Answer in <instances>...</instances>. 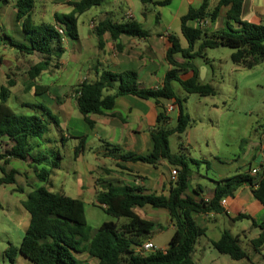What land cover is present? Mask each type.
<instances>
[{
  "label": "trees",
  "instance_id": "16d2710c",
  "mask_svg": "<svg viewBox=\"0 0 264 264\" xmlns=\"http://www.w3.org/2000/svg\"><path fill=\"white\" fill-rule=\"evenodd\" d=\"M142 4L166 6L172 0L153 1L140 0ZM208 1L202 0L196 9L189 8L180 17V33L187 43L183 48L180 40L174 35L167 37L168 47L164 59L169 70L165 73L162 84L156 89L142 88L138 85L137 73L126 70L120 73L102 71L92 81H82L73 90L75 106L83 121L89 126L93 122L90 115H103L110 112L116 98L132 95L143 100H151L161 110L165 103H172L178 109L176 125L167 128L168 117L162 111L156 118V128L151 132V151L147 155L124 153L119 156L121 161L140 162L155 165L165 161L177 178L171 184L168 195L143 194L138 187H115L106 185L96 196V205L112 218H126L127 222L117 225L115 222L102 223L94 233L87 225L82 201L50 192L44 186H39L29 193L21 206L29 216L28 227L25 230L18 247L9 244L5 253L10 264H14L17 254H20L32 264H83L78 254H87L95 259L97 264H192L191 255L198 238L205 236V230L199 227L193 214L223 213L219 204L222 198H233L241 188L248 189L251 197L264 210V166L260 172L251 176L249 171L233 175L214 182L212 197L208 200L197 198L199 192L187 194L191 172L183 156L171 155L168 148V137L172 134H182L191 124L190 117L183 111V100L178 98L173 90L177 83L186 94H196L201 97L214 95L213 88L201 82L199 69L191 63L195 56H202L204 49L219 46L234 49L230 61L246 69H252L264 61V24L249 23L241 20L244 0H217L209 13ZM2 2H7L2 0ZM104 0H77L69 2L71 11L67 14L53 15L51 24L33 23L31 13L35 0H16L14 21L19 24L24 42H13L9 45L21 56L38 55L42 60L33 65L28 74L35 80L46 70L51 61L57 67L63 54V39L76 40L77 18L92 7L100 6ZM222 8H225L224 30L207 35L199 26L192 23L214 21ZM94 34L98 39V47L103 46L102 37L108 33L112 40L120 35L135 38H146L148 33L140 28L136 21L113 23L102 20L95 24ZM62 31V34L58 32ZM6 37V36H5ZM201 40L194 52V44ZM176 56L182 58L177 61ZM186 73L191 75L183 78ZM13 84L8 81V87L0 88V187L15 184V170L5 171L4 166L12 160H18L29 165L34 164L35 178L45 183L51 169L60 167L62 157L56 153L51 160L43 152L33 146L35 141H42L44 135L52 128H59L57 118L43 104H32L27 107L32 113L16 114L7 105L8 88ZM35 95L47 92V86L31 85ZM113 91L112 94H104ZM264 133V125L261 127ZM81 141L74 149V157L81 151ZM38 147V146H37ZM114 147L112 151H118ZM36 166H42L38 169ZM22 192L20 189H15ZM150 206L165 210L173 227L172 235L163 250L139 254L135 251L146 240L155 224L152 221L139 219L130 212L132 207ZM1 207V206H0ZM248 218L238 215L234 220ZM252 225L255 226L254 222ZM260 232L250 241L254 252H259L264 246V221L256 225ZM213 249L227 255L232 260L248 259L242 249L238 237L224 230L217 241H212Z\"/></svg>",
  "mask_w": 264,
  "mask_h": 264
},
{
  "label": "rangeland",
  "instance_id": "374dc122",
  "mask_svg": "<svg viewBox=\"0 0 264 264\" xmlns=\"http://www.w3.org/2000/svg\"><path fill=\"white\" fill-rule=\"evenodd\" d=\"M7 4H3L0 0V57H7L4 61L0 62V69L3 72V76L0 75V88L8 87V81L13 83L12 97L16 100L18 96L25 97L30 100L31 87L34 82L41 86L51 88L53 95L59 93L57 91L58 86L65 84V80L68 82H74V76L77 74L75 67H69L66 76L64 73L60 74V63H57V67H54V62L51 61L48 68L42 71L35 80L29 78L30 68L40 61L38 55L23 57L19 53L11 48L9 45V39L13 42H24L21 37V29L19 25L14 21L15 4L14 0H6ZM52 1V0H51ZM163 1V0H155ZM255 5L264 9V0H254ZM69 1L66 0H53L54 8L61 12L66 11V5ZM111 0H105L102 3V7L106 8ZM217 0L208 1L207 11L210 13L215 7ZM139 3L137 6L139 7ZM199 5L194 4L193 7ZM53 5L49 4L47 0H37L31 13V18L34 24H51V8ZM98 8H92L87 14L82 16L80 20H83L85 25L90 21L92 17L98 16ZM174 10V5L166 6H152L147 14L145 23H138L140 28L145 30L148 34L161 32L163 27H167L171 20V13ZM136 11V10H135ZM224 10L218 15L214 21H210L208 18L200 26L207 35H211L217 31L224 30L225 17ZM65 14V13H58ZM136 14V13H135ZM247 12H244V16H248ZM138 19V15H135ZM155 17L159 19L155 21ZM247 22L255 24H264V16L260 19L253 18L252 15L247 17ZM196 23H192L195 26ZM168 33L174 34L181 43L183 48L187 47V43L180 33L179 23H171L169 25ZM6 36V37H5ZM201 40H198L194 44L193 51L198 48ZM5 46V47H4ZM235 50L227 47L219 46L213 49H204L202 56H195L191 59V63L198 67H205L207 70V77L201 82L209 84L213 90L214 95L201 97L196 94H186L182 88L173 83V90L176 96L183 100V111L191 119L190 126L182 134H172L168 137V148L173 156H183L187 162L191 175L194 177L189 180V185L195 186L200 184L202 192L205 194L206 188H210V180L214 177L213 171L215 167H223L224 164H218V161L224 162L225 167L233 175L234 169L237 174L247 171L249 163H246L243 155V149L249 141L254 140L258 131H262L261 126L264 125V61L252 69H246L240 65H235L230 61V55ZM93 52L88 51L85 53L87 57L93 56ZM19 56V57H17ZM177 61L182 62V58L176 56ZM2 60V59H1ZM94 62V61H93ZM88 66V64H84ZM206 75V71H205ZM5 76V77H4ZM72 78L70 81L67 78ZM68 84V83H67ZM36 85V84H35ZM77 86V85H76ZM73 87L69 88V91ZM66 96H62L64 100ZM42 101H37V103ZM16 114L28 115L32 113L31 110L24 109L22 113L19 110L14 109L8 105ZM52 114L60 120V117L54 110H51ZM176 112H173L167 128H173L176 125ZM67 130L68 133L76 130L77 132L88 135L87 143L95 146L101 145L95 137V133L91 132L82 120L77 119ZM67 133L59 128H52L49 133L44 135L42 141H35L33 146H36V150L43 152L51 160H54L56 153H60L62 162L58 169H51L50 175L45 183L39 182L35 178L33 172L34 164L29 165L18 160H12L9 163V168L14 169L17 174L15 175V189H20L22 192H17L14 189L12 195L9 192H3V196L6 197L8 203L13 204L18 201L26 199L27 195L39 186L46 187L47 190L54 193H65V195L79 199L77 194V174L83 173L85 170L84 162L76 163L74 160V145L66 137ZM241 142H243L241 144ZM38 146V147H37ZM74 148V149H73ZM100 149V148H98ZM89 164L93 162L91 155H88ZM217 159L216 161L214 159ZM244 159V161H243ZM1 165V162H0ZM250 165L257 166V163L250 161ZM6 165L4 166L5 171ZM40 169L42 166H36ZM232 168V171L230 170ZM208 168V169H207ZM198 174V176L196 175ZM231 176H228L229 178ZM13 209V208H12ZM10 209V210H12ZM22 212L24 211L21 207ZM8 210V212L10 211ZM86 223L90 227L91 232L94 231L104 222H115L117 225H122L127 222L126 218L115 219L105 214L102 208L99 206L85 203L84 205ZM14 213V210L12 211ZM4 212L0 210V264H10L6 253L5 232L9 235L14 247L18 246L24 234L22 220L18 223H9V220L3 215ZM145 213L154 216L155 227L148 235L158 250L163 249L171 235L172 231L169 226L166 225V212L162 209H154L150 206L146 207ZM5 214V213H4ZM249 218V217H248ZM221 227L231 232L233 235H237L242 241L240 243L242 249L247 253L248 259L232 260L227 255H221L217 253L213 247L207 242L205 236H201L197 239L194 251L191 255L192 264H264V246L260 251L254 252L251 244L248 240L244 239L242 228H246L244 233L247 238L254 236L259 229L251 226V221L239 220L234 225L229 224L227 221H220ZM160 226V227H159ZM6 248V249H5ZM26 264H32L21 255L18 256ZM81 260L87 261L88 264H94L89 260L86 254L79 255ZM19 261V260H18ZM91 262V263H90ZM19 263V262H18Z\"/></svg>",
  "mask_w": 264,
  "mask_h": 264
},
{
  "label": "crops",
  "instance_id": "0c3cea01",
  "mask_svg": "<svg viewBox=\"0 0 264 264\" xmlns=\"http://www.w3.org/2000/svg\"><path fill=\"white\" fill-rule=\"evenodd\" d=\"M15 1L16 0H14L13 4H15ZM36 1L37 0H35V2ZM47 1L49 4L53 5L51 8L52 22L55 13L67 14L71 11L69 5H66V11H58V9L54 8V4L52 3L53 0ZM66 1L72 2L77 0ZM201 2L202 0H172L170 5H174V10L171 13V20L167 22L168 26L163 27L161 32L148 34L146 38L120 35L116 40H112L109 34L105 33L102 37L103 47L101 49L98 47V39L94 34L93 28L97 22L107 19L113 23L121 24L133 20L137 23L143 24L147 19V14L152 4H142L140 0H111L106 8H103L102 4L96 6L99 15L92 17L87 25H85L80 18L87 14L92 8H95L92 7L77 18L78 38L76 40L64 38L62 42L64 50L59 60L60 68L62 67L60 74L64 73L66 75L69 67H75L77 74L74 76L75 81L73 83L65 80V84L58 86V88H60L57 90L59 93L54 95L51 88L41 95H35L33 89H31L32 97L30 100L22 96H18L15 100L12 97L14 85L8 88L9 95L6 105H10L22 113V110L24 109L30 110L27 105L43 104L50 110V112L51 110H54L60 117V120L58 121L59 130H64L67 133L66 137L63 136L62 138L71 140L74 148L78 146L80 139H82L81 151L76 158H73L76 163L84 162L85 164L84 174L79 172L76 173V178H78L77 196L79 198L78 200L82 201L83 205H85V203H90L97 206L96 196L98 192L108 184L115 187H138L143 194H154L156 196L168 195L172 184L170 181V172L173 169L165 161L161 160L155 165H148L140 162L121 161L119 156L124 153H132L141 156L149 154L151 151L150 134L157 126L156 118L158 114L163 111L169 118L167 122L169 124L173 112L178 114V109L175 106L173 111L166 113L165 106L168 103H165L163 110H161V108L151 100H143L132 95L119 96L116 98L114 107L110 112L103 115L89 116V119L93 122V126L89 127L83 121L82 116L76 109L74 94L73 91H69V88L73 87V90L76 85H79L82 81L94 80L102 71L120 73L126 70H131L137 73L138 85L140 87L150 89L160 87L165 73L169 70V66L164 59L165 51L168 47L167 37L170 34L168 33V29H170L169 25L171 23H179L180 26V17L186 14L189 8H198ZM2 3L7 4L8 1ZM137 3L140 4L139 7L137 6ZM194 4L199 6L193 7ZM222 10H224L223 13L225 14L226 9L222 8L220 13ZM244 12H247L249 15H252L253 18L257 19L264 16V9L256 6L254 0H244L243 2L241 20L247 22V17L249 15L245 17ZM135 15H138V19ZM155 21L158 22L159 19L155 17ZM18 25L19 24H17V26ZM91 50L94 53L92 58L85 55V53ZM23 57L26 58L28 56ZM6 58L7 57L5 56H1L0 62L4 61ZM39 58L41 61L42 57L39 56ZM84 64H88V66H84ZM0 75L3 76L1 69ZM190 75V73H186L183 78H188ZM206 77L207 70L205 78ZM67 79L70 81L72 80L70 77ZM35 84L38 85L36 82L32 85ZM112 93L113 91H109L104 94ZM62 96H66V98L62 100ZM37 101L42 102L37 103ZM77 119L82 120L86 127L91 132L95 133L96 136H93V139H96L101 145L96 144L95 146H92L90 142L88 144L86 140L88 135L86 132L81 134L74 130L72 133H68L67 130L71 125H74L73 127H75L73 122ZM258 132L259 133L256 135L257 137L254 140L249 141L243 149L242 157L245 158L247 161L246 163H249L247 171L250 169H256L257 172H260V167L264 166V133L262 131ZM242 143L243 142H241V144ZM114 147H117L119 150L112 151ZM89 154L91 155L90 160L93 161L90 164L87 160ZM214 160L216 161L217 159L215 158ZM250 161L257 163V166L250 165ZM218 164H224V166L221 168L218 166L215 167V170L213 171V180H210V188H206L207 191L205 194L202 192V187L198 183L195 184V186L189 185L187 194L193 195V191L196 190L199 192L197 198H203L204 200L210 199L213 194L214 182L232 176V174H230L231 172L225 167L224 162L218 161ZM6 166V170H12L9 168V164ZM230 170L232 171L231 167ZM236 170L234 169V173L237 174ZM196 175L198 176V174ZM193 178L194 177L191 175L190 180ZM14 185L15 184H9L0 187V210L5 213H3V215L11 224L13 222L18 223L22 220L21 222L25 232L28 227L29 216L25 211L22 212V201L20 202L16 200L14 204L13 202L8 203L6 197L3 196V192H9V195H12V192H14L15 189V187H13ZM61 195L69 197L65 195V193H62ZM225 199L226 204L225 206H222L223 213L211 212L207 214H193L195 223L205 230V237L209 244L212 241H217L222 232L226 230L221 227L219 224L220 221L225 220L229 224L234 225L236 221L246 219L247 221H251V226L255 228L257 227L256 225L264 221L263 208L251 197L247 188L243 187L235 193L233 198ZM146 207L147 206L142 208L132 207L130 212L133 216L139 219L149 220L155 224L156 218L145 213ZM8 210L10 211L8 212ZM13 210L14 213L12 212ZM238 215L247 216L249 218L234 220ZM252 222H254L255 226L252 225ZM166 225L171 228V231H173L167 213ZM246 231V228L241 229L244 239L248 240L249 243L256 238L260 232V230H258L254 233V236L247 238L244 234ZM5 234L7 248L9 244L12 245V242L9 240L8 233L5 232ZM231 235L238 237L237 235ZM148 241L156 247L150 237H147L145 242ZM239 241L240 243L242 242L240 239ZM166 246L167 244L162 248L164 249ZM79 255L82 254L77 255L78 259L83 264H88L87 261L81 260ZM18 256H20V254H17L14 264H26L22 259H19ZM89 260L94 262V264H97L95 259L89 258Z\"/></svg>",
  "mask_w": 264,
  "mask_h": 264
},
{
  "label": "built area",
  "instance_id": "2783aa9c",
  "mask_svg": "<svg viewBox=\"0 0 264 264\" xmlns=\"http://www.w3.org/2000/svg\"><path fill=\"white\" fill-rule=\"evenodd\" d=\"M203 22L204 21L197 22L196 23V26L197 25L201 26L203 24ZM58 32L60 34H62V31L61 30H58ZM174 108H175V105H173L172 103H168L165 106V111H166V113H169V112L173 111ZM263 155H264V153H263ZM249 174L251 176H255L257 174V170L256 169H250L249 170ZM176 176H177L176 171L175 170H171V172H170V181L172 183H174L176 181V178H177ZM219 204L221 206H225L226 199L225 198H222L220 200ZM155 250H158V249H156V247L151 242H149V241L143 243L140 247L136 248V252L139 253V254H144V253L152 252V251H155ZM161 250H163V249H161Z\"/></svg>",
  "mask_w": 264,
  "mask_h": 264
},
{
  "label": "water",
  "instance_id": "95a60500",
  "mask_svg": "<svg viewBox=\"0 0 264 264\" xmlns=\"http://www.w3.org/2000/svg\"><path fill=\"white\" fill-rule=\"evenodd\" d=\"M205 71H206L205 67H200L199 68L198 77H199L200 81H203L204 76H205Z\"/></svg>",
  "mask_w": 264,
  "mask_h": 264
}]
</instances>
